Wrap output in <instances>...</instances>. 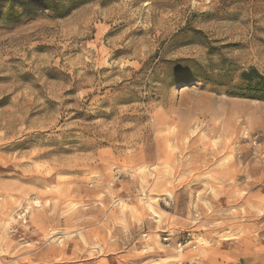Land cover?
<instances>
[{"label":"rangeland","instance_id":"374dc122","mask_svg":"<svg viewBox=\"0 0 264 264\" xmlns=\"http://www.w3.org/2000/svg\"><path fill=\"white\" fill-rule=\"evenodd\" d=\"M264 0H0V264H264Z\"/></svg>","mask_w":264,"mask_h":264},{"label":"trees","instance_id":"16d2710c","mask_svg":"<svg viewBox=\"0 0 264 264\" xmlns=\"http://www.w3.org/2000/svg\"><path fill=\"white\" fill-rule=\"evenodd\" d=\"M243 80L247 83L248 96L252 98H264V75L256 69L244 72Z\"/></svg>","mask_w":264,"mask_h":264}]
</instances>
